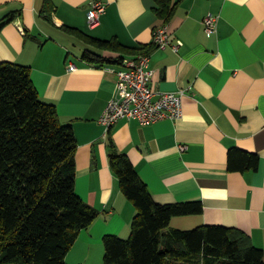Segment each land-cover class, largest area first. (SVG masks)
<instances>
[{
    "label": "crops",
    "instance_id": "crops-1",
    "mask_svg": "<svg viewBox=\"0 0 264 264\" xmlns=\"http://www.w3.org/2000/svg\"><path fill=\"white\" fill-rule=\"evenodd\" d=\"M0 0V64L30 68L40 98L56 106L76 137V194L100 214L81 232L67 264H100L105 236L128 239L137 214L110 166L109 140L127 155L158 204L196 203L201 215L173 218L171 227L193 230L222 226L246 233L264 250V0H173L169 24L176 51L153 48L162 27L154 0ZM95 2L106 4L101 24L90 29ZM219 18L210 35L203 21ZM102 41L117 39L127 49L151 50L148 69L158 92H184V117L142 125L120 120L105 134L100 119L118 84L108 68L88 63L86 51L108 58L141 54L100 51L65 30ZM181 146L186 150L181 151ZM233 148L258 155L259 169L228 170Z\"/></svg>",
    "mask_w": 264,
    "mask_h": 264
},
{
    "label": "trees",
    "instance_id": "trees-1",
    "mask_svg": "<svg viewBox=\"0 0 264 264\" xmlns=\"http://www.w3.org/2000/svg\"><path fill=\"white\" fill-rule=\"evenodd\" d=\"M154 12L169 25L173 0H154ZM53 1L45 0L43 15L51 17ZM14 14L0 21V33ZM100 51L149 55L151 50L127 49L117 39L102 41L65 28ZM156 48L155 45H152ZM97 66H120L123 56L108 58L86 51ZM78 143L71 126L63 125L55 105L45 103L31 79L30 68L0 64V264H67L81 232L100 212L76 194ZM111 170L119 188L136 208L128 239L105 236L104 264H264V250L239 229L200 226L171 227L173 218L201 215L196 203L158 204L146 182L124 153L109 140ZM258 155L233 148L228 170L259 169Z\"/></svg>",
    "mask_w": 264,
    "mask_h": 264
},
{
    "label": "built area",
    "instance_id": "built-area-1",
    "mask_svg": "<svg viewBox=\"0 0 264 264\" xmlns=\"http://www.w3.org/2000/svg\"><path fill=\"white\" fill-rule=\"evenodd\" d=\"M106 4L95 2L88 13L90 29L100 26L101 18L106 12ZM207 34L218 32L219 18L208 14L203 21ZM153 44L156 49L169 46L178 51L181 42L173 44L169 25L158 28L154 32ZM150 55H138L135 58H124L118 68L107 70L116 74L118 84L110 99L100 123L105 134L120 120H136L142 125H152L164 120L177 121L184 117V92H158L152 86L153 72L148 69ZM181 151L186 147L181 146Z\"/></svg>",
    "mask_w": 264,
    "mask_h": 264
},
{
    "label": "rangeland",
    "instance_id": "rangeland-1",
    "mask_svg": "<svg viewBox=\"0 0 264 264\" xmlns=\"http://www.w3.org/2000/svg\"><path fill=\"white\" fill-rule=\"evenodd\" d=\"M105 254V253H104ZM100 264H104V256H103V260L100 261Z\"/></svg>",
    "mask_w": 264,
    "mask_h": 264
}]
</instances>
